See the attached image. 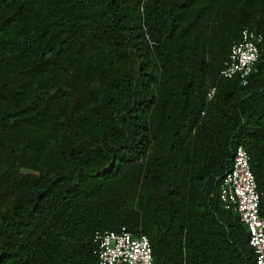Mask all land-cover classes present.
Listing matches in <instances>:
<instances>
[{
  "label": "trees",
  "instance_id": "trees-1",
  "mask_svg": "<svg viewBox=\"0 0 264 264\" xmlns=\"http://www.w3.org/2000/svg\"><path fill=\"white\" fill-rule=\"evenodd\" d=\"M245 27L264 0H0V264H99L123 226L153 264H257L218 193L242 145L264 216V39L220 76Z\"/></svg>",
  "mask_w": 264,
  "mask_h": 264
},
{
  "label": "built area",
  "instance_id": "built-area-1",
  "mask_svg": "<svg viewBox=\"0 0 264 264\" xmlns=\"http://www.w3.org/2000/svg\"><path fill=\"white\" fill-rule=\"evenodd\" d=\"M263 35L243 28L240 39L231 46L228 58L220 70V76H239L243 83L252 72L260 56ZM215 87L207 92L214 95ZM219 197L225 209H232L249 231V244L257 264H264V216L259 213L260 192L249 164L246 149L239 145L233 153L231 168L224 174L219 185ZM99 264H153L152 246L145 234L132 235L126 227L96 233Z\"/></svg>",
  "mask_w": 264,
  "mask_h": 264
}]
</instances>
